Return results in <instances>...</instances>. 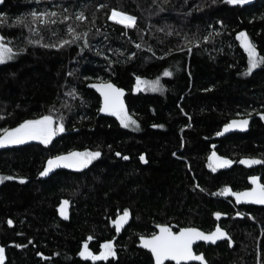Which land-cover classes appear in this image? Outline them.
I'll return each instance as SVG.
<instances>
[{"label": "trees", "instance_id": "trees-1", "mask_svg": "<svg viewBox=\"0 0 264 264\" xmlns=\"http://www.w3.org/2000/svg\"><path fill=\"white\" fill-rule=\"evenodd\" d=\"M59 5L70 13L85 10L88 21L79 23L77 32L89 33L87 47L82 41L59 50L29 45L27 40L37 36L15 26L31 11H62ZM112 10L135 16L137 27L115 24L109 18ZM53 29L59 35H53ZM240 32H246L264 56V0L246 7L223 0H158V6L157 0L0 4V35L19 53L0 65V115L5 117L0 132L43 115L65 117V132L47 147L32 141L0 149V176L16 177L0 184L4 264H93L79 256L83 244L98 255L101 245L110 241L117 256L96 264H154L151 254L139 247V238L156 233L160 224L173 231L196 227L205 232L219 225L233 246L229 241L197 246L196 253L208 264H264V208L237 206L218 195L225 188H249L252 175H260L264 183V164H238L247 158L264 159V120L257 114L264 113V67L244 75L248 57L236 39ZM185 37L192 43L186 44ZM64 38H70L64 24L41 26L42 43ZM165 71L173 75L166 77ZM137 78L160 79L165 90L136 92ZM102 81L125 90L127 110L138 130L100 114V97L90 85ZM72 90L75 98L67 94ZM248 113H253V121L247 133L218 138L232 119ZM97 150L101 157L83 171L54 170L40 176L57 155ZM214 151L231 160V167L213 171L209 156ZM124 155L129 159H122ZM20 178L28 182L21 184ZM63 199L71 203L68 221L59 217ZM125 211L131 221L118 234L114 221Z\"/></svg>", "mask_w": 264, "mask_h": 264}, {"label": "snow or ice", "instance_id": "snow-or-ice-1", "mask_svg": "<svg viewBox=\"0 0 264 264\" xmlns=\"http://www.w3.org/2000/svg\"><path fill=\"white\" fill-rule=\"evenodd\" d=\"M4 2L5 0H0V4H3ZM36 2L39 3L41 0H36ZM215 2L216 0H213V3ZM223 2L228 5L243 7L245 5L251 4L253 0H223ZM167 3H169V0H164V4ZM59 7L62 8V11H50L48 9H44L43 11H31L27 16L17 19L15 26L27 28L30 33L37 36V39L35 40L32 38L27 40L29 45H35L44 48H56L59 50L65 46L70 47L82 41L83 46L87 47L89 33L77 32L78 24L88 21L85 10L81 8V10L78 12L70 13L69 9L63 7V5H59ZM101 7L104 6L102 5ZM160 11H164V8L160 7ZM109 18L115 24L122 25L125 29H135L137 27V18L123 11L112 10ZM70 21L73 23L70 24ZM58 23L64 24L66 26L67 37L70 38H64L55 43H42L39 39L41 26H55ZM52 34L59 35L54 29ZM167 34L169 36L172 35L171 32H168ZM216 35H220V33H216ZM210 38L211 37H205L204 39L207 41ZM236 39L240 41V46L245 50L248 57V68L244 75L250 76L257 68L264 67V56L260 55V53L257 51L256 45L250 40L248 34L246 32H240L236 36ZM185 41L186 44L192 43V41H189L187 37H185ZM194 46L199 47V44H195ZM135 47L137 49H141L142 45L136 44ZM148 50L151 51V49ZM181 50L191 52L192 48L181 46ZM23 51L24 49L20 50V52ZM18 55L19 53L14 51L12 42L6 40L3 35H0V65L8 63L9 61L15 59ZM153 55H155V53H153ZM160 58L162 59L163 57ZM69 75H72V73H69ZM172 75L173 73L171 71L164 72V76L166 77H171ZM149 83L153 91H156L160 87L159 80L154 82H146L137 78V91L140 90L141 84L149 86ZM90 87H94L103 97V107L100 109L101 112L105 113L106 115L116 117L120 121L121 126L124 128L134 126L136 130L139 129V124L129 114L124 103L123 97L125 93L123 89L116 87L110 82L106 83L103 81L100 84H92ZM67 94L74 98L76 96L75 90H72ZM63 106L68 107L67 104H64ZM252 114L253 113H248V118L232 120L231 123L226 124L223 128V131L218 132L217 135L223 136L225 133H230L236 130L242 132L247 131ZM257 114L260 115L262 120H264V113ZM2 119H5V117L0 115V120ZM64 120V116H60L59 119H57L54 115L48 114L37 119L24 120L17 127H5L3 128L2 132H0V149L26 145L32 141H36L39 144L47 147L52 144V141L56 138V136L65 132ZM101 155L102 153L99 150L85 152L72 151L68 152L67 155H57L47 161V166L40 172V176L48 177L49 174L54 170L61 168L72 169L74 171H83L85 168L89 167L93 161L98 160ZM116 155L120 156L121 154L118 152ZM122 159L128 160L129 157L124 155L122 156ZM210 159L214 161V164L210 165V167L213 168V171H216L217 168L231 167L233 163L231 160L221 159L216 155L215 152H213ZM140 160L145 164L148 163L144 156H140ZM239 163L251 167L253 165L264 164V159L247 158L240 160ZM14 179H16V177L0 176V184ZM27 182L28 181L23 178L19 179V183L21 184H26ZM251 183L254 185V187L250 191L235 192L230 188H225L218 195L234 197L237 204L264 205V183H260V178L257 176L251 177ZM196 187H199V185ZM201 191H203V189H201ZM68 205L69 201L64 200L62 206L59 209L61 216L65 220L68 219L66 211ZM215 216L216 219L219 220L221 218V213L217 212L215 213ZM237 216L242 217V214L238 212ZM129 217L130 213L125 211L119 219L114 221V227L117 233L121 231L123 226L129 220ZM7 223L10 226L12 225L11 220H9ZM157 227L159 228L158 234L153 233L151 236L140 237V246L144 249H147L151 253L155 260V264H166V262L169 261L175 262V264H196V262H198V264H207L204 255L197 254L193 250V245L198 241L209 242L213 245H215L218 241H229V246H233L230 234L220 227H216L215 231L211 232L210 234H205V232L200 231L195 227H181L178 231H173V227L166 224H160L157 225ZM87 239L88 241H91L93 237L89 236ZM15 246L19 247V245ZM41 256H43V254H41ZM79 256L85 261L90 260L93 262V264H96V262L99 261H107L109 258H115L117 253L114 246V241L102 244L101 251L98 255L94 254L89 249V244L85 242L83 244L82 251L79 252ZM5 259V248L0 247V264H4ZM43 259L47 260L49 257L45 256Z\"/></svg>", "mask_w": 264, "mask_h": 264}, {"label": "water", "instance_id": "water-1", "mask_svg": "<svg viewBox=\"0 0 264 264\" xmlns=\"http://www.w3.org/2000/svg\"><path fill=\"white\" fill-rule=\"evenodd\" d=\"M257 0H253V2L251 3V4H249V5H245V6H243V7H246V6H251V5H253L255 2H256ZM241 7V6H240ZM101 82H97V83H95V84H100ZM106 83H108V82H106ZM110 83H112V82H110ZM112 84H114V83H112ZM115 85V84H114ZM116 87H118L117 85H115ZM93 88V90L97 93V95L100 97V100H101V106H100V109L103 107V97L100 95V93L94 88V87H92ZM119 88V87H118ZM122 89V88H121ZM124 90V89H123ZM124 93H125V95H124V97H123V99H124V103H125V105H126V107H127V103H126V92H125V90H124ZM100 114L102 115V116H105L106 114L105 113H103V112H101L100 111ZM246 118H248V117H246ZM239 119H242V118H236V119H232V120H239ZM231 120V121H232ZM231 121L229 122V123H231ZM252 121H253V117H251L250 118V123H249V125H248V130L247 131H239V130H236V131H232V132H230V133H225L223 136H218V138H223V137H226V136H228V135H232V134H245V133H247L249 130H250V126H251V123H252ZM224 128V127H223ZM223 128H222V130L221 131H223ZM215 152V151H214ZM212 154H213V152H212ZM212 154L209 156V162H210V165H212V160L210 159V157L212 156ZM64 155H67V154H64ZM221 159H224V158H221ZM226 160H228V159H226ZM238 164L239 165H241V163H239L238 162ZM56 170H68V171H71L72 169H56ZM252 176H257V177H259L260 178V176L259 175H252ZM252 176H250L249 178H248V184H249V188H247V189H244V190H242V191H250L253 187H254V185L251 183V177ZM260 183H262L261 182V179H260ZM233 191V190H232ZM235 192H241V191H235ZM229 198H231L233 201H234V203L237 205V206H254V207H264V205H253V204H237L236 202H235V198L234 197H231V196H228ZM64 200H66V199H63L62 201H61V203H60V205L58 206V212H59V217L62 219V220H64V221H68L69 220V218H70V215H71V203L69 202V205H68V207H67V209H66V211H67V215H68V219L67 220H65L62 216H61V214H60V211H59V209H60V207L62 206V204H63V201ZM123 214H121V215H119L118 217H117V219H119L121 216H122ZM116 219V220H117ZM130 221H131V217H129V220L127 221V223L123 226V228L121 229V231L119 232V233H121L128 225H129V223H130ZM217 227H220L219 225L217 226ZM196 228V227H195ZM221 228V227H220ZM198 230H200V231H203V230H201V229H199V228H197ZM216 229V228H215ZM215 229L214 230H212L211 232H214L215 231ZM223 229V228H222ZM223 230H225V229H223ZM226 231V230H225ZM203 232H205V231H203ZM211 232H205V234H210ZM118 233V234H119ZM159 233V228L156 226V234H158ZM221 242H224V241H218L215 245H213V244H211V243H209V242H204V241H198V242H196L194 245H193V250H194V252H196L195 251V248L197 247V246H199L200 244H203V245H206V246H216V245H218L219 243H221ZM140 244H141V241H140V238H139V247L141 248V249H144V248H142L141 246H140ZM144 250H146V251H148L147 249H144ZM149 252V251H148ZM150 253V252H149ZM151 254V253H150ZM152 256V255H151ZM205 257V256H204ZM153 258V257H152ZM206 259V258H205ZM153 261H154V264H155V260H154V258H153ZM207 261V260H206ZM167 263H173V264H175V262H172V261H169V262H166V264ZM196 264H198V262H196ZM207 264H208V262H207Z\"/></svg>", "mask_w": 264, "mask_h": 264}, {"label": "rangeland", "instance_id": "rangeland-1", "mask_svg": "<svg viewBox=\"0 0 264 264\" xmlns=\"http://www.w3.org/2000/svg\"><path fill=\"white\" fill-rule=\"evenodd\" d=\"M140 80L142 81H146V82H154L156 80H159L160 82V87L156 90V91H153L151 86H150V83H149V86H145L144 84H141L140 85V90L137 91V88H136V85H135V91L136 92H144V93H163L165 88L163 87L162 83H161V80L160 79H155V80H148V79H142V78H139ZM136 84H137V81H136ZM212 164H214V161H212Z\"/></svg>", "mask_w": 264, "mask_h": 264}, {"label": "flooded vegetation", "instance_id": "flooded-vegetation-1", "mask_svg": "<svg viewBox=\"0 0 264 264\" xmlns=\"http://www.w3.org/2000/svg\"><path fill=\"white\" fill-rule=\"evenodd\" d=\"M213 165V164H212ZM211 169H213L212 167H211ZM260 176V175H259ZM260 179H261V177H260ZM262 182V181H261ZM250 187V186H249ZM249 207H252V206H249ZM254 207V206H253ZM258 208H264V207H258Z\"/></svg>", "mask_w": 264, "mask_h": 264}]
</instances>
